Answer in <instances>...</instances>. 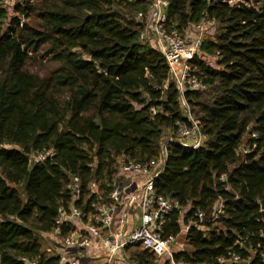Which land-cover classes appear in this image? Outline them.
<instances>
[{"label":"trees","instance_id":"obj_1","mask_svg":"<svg viewBox=\"0 0 264 264\" xmlns=\"http://www.w3.org/2000/svg\"><path fill=\"white\" fill-rule=\"evenodd\" d=\"M168 1V29L182 36L214 20L216 31L201 46L215 67L189 61L206 88L184 94L204 143L168 142L154 182L177 202L162 236L178 235L180 221L188 226L187 247L174 254L187 264H264V0ZM150 2L17 0L7 24L0 2L1 264H58L37 233L73 229L55 223L71 202V177L81 184L75 205L88 214L92 185L105 198L119 164L155 159L164 130L174 133L184 118L165 58L139 40ZM49 149L51 158L31 162ZM217 201L222 213L201 229L197 213ZM133 245L138 264L154 259Z\"/></svg>","mask_w":264,"mask_h":264},{"label":"built area","instance_id":"obj_2","mask_svg":"<svg viewBox=\"0 0 264 264\" xmlns=\"http://www.w3.org/2000/svg\"><path fill=\"white\" fill-rule=\"evenodd\" d=\"M168 5V0H151L139 40L147 42L165 58L169 77L178 92L179 106L184 118L176 121V131L166 141L160 143L155 159L144 162L126 161L119 164L114 182L105 198L100 195L97 186L92 185L91 192L96 198L91 202V211L88 214L75 205L80 197L81 184L77 176L71 177L67 186L71 202L67 209L62 206L58 208L55 223L58 228L64 224L74 225L75 221H84V227L75 230L78 232L76 234L64 236L60 245H56L53 250L47 249L57 257L70 254L67 264H118L123 249L132 244H138L142 249L151 251L161 258L164 264H187L174 259V254L178 252L175 237L162 236L165 220L177 207V202L157 193L154 182L163 171L168 142H176L189 149H197L204 143L205 136L200 131L198 120L192 115L184 92L187 89L206 88L191 73L189 61L201 52L205 40L201 32L203 26L214 25L216 22L202 20V24L194 27L199 33L197 38L191 35L183 37L176 29H168L166 26ZM136 18H142V14L138 13ZM53 154V149H49L30 156V160L43 161L51 158ZM220 178L224 179L225 175H221ZM220 213L221 207L216 206L208 215L198 212L199 227L206 230L204 223L213 221ZM94 242L102 244V255L88 253L87 248ZM21 260L23 264H38L35 259L22 257ZM229 260L238 261L239 258L232 254ZM218 261L224 262L225 259L219 258Z\"/></svg>","mask_w":264,"mask_h":264},{"label":"rangeland","instance_id":"obj_3","mask_svg":"<svg viewBox=\"0 0 264 264\" xmlns=\"http://www.w3.org/2000/svg\"><path fill=\"white\" fill-rule=\"evenodd\" d=\"M17 0H13V1H6V0H0V2L3 3V7L6 9L7 11V15H8V19L5 21V24H7L9 22V20L14 17L15 12L13 9V5L14 2H16ZM195 26V24H193ZM216 24L214 25H210V24H205L203 26V28L201 29V32L204 35L205 39L210 38L211 36H213V34L216 31ZM191 35L194 38H197L199 36V33L197 32V29L193 30V29H186V31L183 33V37L189 36ZM153 45V44H152ZM202 57L207 63L211 62V55H206V54H202L201 52L197 55ZM214 57V56H212ZM214 63V62H213ZM52 64H45V67H51ZM173 133H170L168 129L164 130L163 132V136L161 137L160 143L166 141V139L172 135ZM242 148V147H241ZM240 151V149H239ZM188 209V208H186ZM37 236L39 238V241L41 243V247L43 252L48 255V256H52L51 252H48L47 249H54L56 247L55 244H57L58 239L51 237L49 235L43 234V233H37ZM178 243H181L182 240V236H178ZM136 245L133 246H128L125 249H123L122 251V255L119 256V258L121 259L120 262H118V264H138V262L135 260V254L137 252H139L141 250V248L138 246L135 247ZM186 248V247H185ZM154 255V254H153ZM154 259L151 260V262L149 264H164L163 260L159 257H157L156 255H154Z\"/></svg>","mask_w":264,"mask_h":264},{"label":"crops","instance_id":"obj_4","mask_svg":"<svg viewBox=\"0 0 264 264\" xmlns=\"http://www.w3.org/2000/svg\"><path fill=\"white\" fill-rule=\"evenodd\" d=\"M198 24H202V21L200 23H198ZM198 24H195V26L198 25ZM195 26L192 24V25H190L188 27V29L195 30V28H194ZM214 59L215 58L211 56V59H210L211 62H209L208 64L215 67V64L213 63L214 62ZM215 206L216 207H221L222 206V202L221 201H217L216 204H215ZM84 223H85L84 221L83 222H81V221H75L74 225H72V227H74V230L72 229L67 235L74 234V233L75 234L78 233V232H75V230L82 229L84 227ZM180 226H181L180 232H179L178 235L175 236V241H176L175 247H176L177 251H182V250L185 249V247H187L186 246V243H185V235H186L188 226L185 225V224H183L182 221H180ZM82 233H84V232H82ZM43 234H46V235H49L51 237L57 238L58 239V242L55 245H60V241L63 238V237L59 236L58 230H54L52 232L43 233ZM178 236H182V240L183 241L181 243H178V245H177ZM91 245L92 246H89L87 248V251H88L89 254H96V256L97 255L100 256V255L103 254L102 244L94 242ZM69 255L70 254H68V255H60L59 256V258H60L59 264H67V260H68Z\"/></svg>","mask_w":264,"mask_h":264},{"label":"water","instance_id":"obj_5","mask_svg":"<svg viewBox=\"0 0 264 264\" xmlns=\"http://www.w3.org/2000/svg\"><path fill=\"white\" fill-rule=\"evenodd\" d=\"M262 210H264V199L260 203Z\"/></svg>","mask_w":264,"mask_h":264},{"label":"bare ground","instance_id":"obj_6","mask_svg":"<svg viewBox=\"0 0 264 264\" xmlns=\"http://www.w3.org/2000/svg\"><path fill=\"white\" fill-rule=\"evenodd\" d=\"M149 9V8H148ZM148 12V11H147ZM147 14V13H146ZM145 20H146V16H145ZM179 33V32H178ZM190 66V65H189ZM188 90V89H187ZM184 94H185V92H184ZM185 97V96H184Z\"/></svg>","mask_w":264,"mask_h":264}]
</instances>
